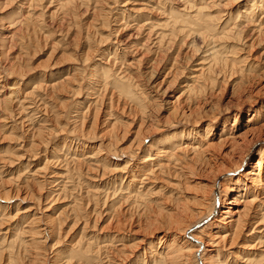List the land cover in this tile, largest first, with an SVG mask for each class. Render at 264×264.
Listing matches in <instances>:
<instances>
[{"label":"rangeland","instance_id":"374dc122","mask_svg":"<svg viewBox=\"0 0 264 264\" xmlns=\"http://www.w3.org/2000/svg\"><path fill=\"white\" fill-rule=\"evenodd\" d=\"M28 1L0 0V264H78L71 249H78L80 243H90L93 252L100 250L99 264H136L141 255L148 260L149 247L160 250L162 244L181 240L174 221H197L199 208L194 200L203 195V185L213 184L214 175L227 170L229 182L244 180L245 173L255 170L257 148L264 147L260 141L264 138V28L259 37L246 32L234 64L222 70L204 92H197L201 83L192 82L201 55L187 47L188 40L151 56L142 51L135 56L118 55L113 70L118 68L128 78L136 101L101 73L113 65L107 55L115 47L121 53L143 38L135 28L122 29L123 23L118 22V12L129 0L77 6L70 16L56 10L61 0ZM241 3L234 4L232 11L241 9ZM99 7L111 11L109 27H101ZM224 8L221 3L216 10ZM26 12L31 21L24 17ZM194 41L197 48L202 46L200 39ZM3 96L11 100L9 105ZM27 96L33 98L35 108L31 117L30 109L19 108L21 102L15 101ZM190 96L192 101L187 99ZM223 131L240 137L230 142ZM143 137L147 139L138 150ZM75 138L79 139L76 152ZM171 138L187 144L204 140L205 149L209 145L204 155L207 162L190 163L192 172L181 169L179 178L172 175L179 171L172 163L152 174L145 169L144 180L127 188L130 177L121 169L127 156L135 155L130 163L137 169L144 164L149 146L166 147ZM112 153L124 156L117 160L110 157ZM241 159L242 165L234 168ZM69 167L76 173L71 186L56 178ZM218 182L212 192L215 216L220 207ZM234 197L229 193L226 200L232 202ZM184 205L195 215L183 219L179 211ZM208 220L193 224V231ZM252 221L233 241L235 245L221 248L220 255L229 256L226 264H241L246 253L262 255L257 237L264 221L258 215Z\"/></svg>","mask_w":264,"mask_h":264},{"label":"bare ground","instance_id":"6f19581e","mask_svg":"<svg viewBox=\"0 0 264 264\" xmlns=\"http://www.w3.org/2000/svg\"><path fill=\"white\" fill-rule=\"evenodd\" d=\"M25 1H27V0H24V2ZM31 1L32 0H29L28 2L30 3ZM107 1L108 0H64V1L61 0V2H59L60 4L58 5V8L56 7L57 8L56 10L57 11L59 10V12L62 11V14L64 16H66V15L70 16V14L73 15L77 6H81V5H84V6L91 5L92 6V5H94V7H96V5H98V6L102 5V3H107ZM113 1L117 2L116 0H113ZM240 2H242L241 3L242 4L241 9L238 8L239 10H237L236 12H233L232 10L235 8L234 4L240 3ZM221 3L224 5L225 8L222 11H220L219 9L216 10V8L218 6H220ZM124 4H125L126 8H123V9H121V12H118V13H120L118 22L123 23V24H120V27L122 29H125V30H126V28L128 29V28L133 27V28H135V30L139 34H141L143 36V38L140 41V43H138V45H136V44L134 45V46H136V48L133 46V44H132V46H129L128 45L129 43H128L127 44L128 47H125L123 49L121 48L122 49L121 53H120L118 47H115L107 55L108 57L111 56L110 58H113V60H114L113 65H111L110 67L107 66L106 69L102 68L103 70L101 71V73L104 74L105 77L107 76L108 78H111V80H109V81H111L113 86L114 85L118 86L119 89L122 91L121 93H123L128 98H130L132 100H136V101L138 100V97L135 93V90L132 89L131 84H129V82L127 80L128 78H125L124 75H121V73L117 70L118 68L113 70V67L116 63L115 61L117 60L116 57H118V55L123 57L125 53L134 55L137 52L142 51L147 56L148 55L151 56L154 53V51L157 52V51H161L164 49H171V47L174 46L175 43L180 42V44L182 45V43H181L182 41H184V43H185V41L188 40L189 43L187 44L188 45L187 47L192 48L195 53L200 52V55H201V57L199 58V62L196 65V70L194 71L195 75L192 77V80H193L192 82L194 84H196L195 82L201 83L199 86V91L197 90V92H204L206 86L213 85L215 83V81L217 80V78H218V76L222 70H224L226 67H229L230 65L234 64L235 59H236L235 56L238 53L237 50L239 49L238 47H240L244 43L243 41L245 39L246 32L251 31L254 36L259 37L262 34V29L264 28V0H246V1H244V0H132L131 1V0H129V1H125ZM28 7H30V6H28ZM99 10L103 12L102 21H101L100 25H101V27L107 26L109 15H110L111 11L109 9L107 11L106 9H102L101 7H99ZM212 10H214V11L212 12ZM115 15H116V13H115ZM24 17L28 18V21H31L30 19L32 18V16H31V14H29V12H26V15ZM99 17H100V15H99ZM34 18H36V17H34ZM69 18H71V17H69ZM9 23H10V21H9ZM109 26H107V27H109ZM118 27H119V25H118ZM115 29H116L115 33L118 32L117 31L118 28H115ZM16 35H17V33H16ZM87 36H89V35H87ZM194 39H200L201 40L202 46L200 48H197V46H196L197 44L196 45L194 44V42H195ZM108 40H110V39H108ZM113 40H114V38H113ZM116 44H115V46H116ZM172 50H173V48H172ZM100 53H102V52H100ZM229 56H233V57H231L232 60H228ZM110 58H108V59H110ZM102 59H104V57ZM136 61H139V59H137ZM120 66H122V65L120 64ZM121 68H119V69H121ZM107 83H108V81H107ZM118 87H116V88H118ZM185 88L187 90L188 89L190 90V85L185 87ZM12 91L14 92V90H12ZM195 93L196 92H194V95H195ZM14 94H15V92H14ZM11 95H12V93H11ZM35 97H34V99H35ZM3 98H4V96H3ZM191 98L192 97L190 96L187 99H191ZM4 99L5 100H3V101H4V103H6V105H9L11 103V100H9L8 97L4 98ZM19 99L15 100V101H18L17 102L18 104L21 102L22 107L20 106L19 108H22L25 111L30 109V111H29L30 116L29 115L28 116L31 117V115H33L31 113L35 109L32 106L33 105L32 104L33 98L27 96V97L23 98L24 100H22V101H19ZM27 99H32V100H30L31 103L29 101H27ZM12 101H14V100H12ZM191 101H192V99H191ZM34 103H35V100H34ZM39 103H37V104H39ZM42 105H44V104H42ZM34 107H35V105H34ZM32 108H33V110H32ZM9 109H10V107H9ZM39 109H40V107H39ZM20 111H22V110H20ZM24 114H26V113L24 112ZM22 118H21V120H22ZM25 119H27V117H25ZM23 121H24V119H23ZM32 121H34V120H32ZM222 134L224 136H227V139H230L229 140L230 142H234V140H236L238 137H240L239 135H236L235 132H233V131H231V132L229 131L228 133H225L223 131ZM146 139H147V137H143V138L139 139V142L137 144L138 150L142 149L143 142ZM168 140H169L167 142L168 146L163 147V148H159V149L158 148L156 149L155 145L152 146L149 143L151 145V146H149L150 152L148 151L146 153V155L144 156V159H142L144 164L141 165L139 168L137 167V169H136V167H131L132 165L130 163V161H132V159L135 157V155H133L131 153L130 156H127L128 160L124 161V166L121 168V169H123L122 172L126 171L128 176L130 177V179H128V182L126 184L127 188L137 180H139L140 182L142 180H144V177L146 175H143L144 174L143 172L145 169H147L148 174H152L154 170L157 171L159 169L160 170L162 169L161 171H163L165 168L167 169V167L170 166V164L172 163L174 166L176 165L179 167V171L174 172L172 175L174 178H177V177L179 178L180 177L179 173H181V169L187 170L190 173L192 172L190 163H192L193 165H196L200 161H203V163L207 162V160L204 159L205 158L204 155H205L206 149H208L209 145L206 146L207 148L205 149L204 144H203V143H205L204 140H202V141L200 140L198 142H194V143H190V144L183 143V142H181V140L175 139V138H173V139L171 138V140L170 139H168ZM260 141L264 142V138H261ZM81 143H83V142H81ZM78 145H79V139L75 138V152H76L77 148L79 147ZM80 145H81L80 147H82V144H80ZM62 148H64V146ZM257 149H258L257 152L259 153V155H258L259 160L255 164V170H252L250 172L245 173L246 177L244 178V180H240L239 178H235L232 181L228 182V177H227L228 173H227L226 168H224L226 171H222V172L218 173L217 175L213 176L214 181H213L212 185H203V188L201 187L202 188L201 193L203 195L201 194L202 196L199 199L194 200V203L199 208L198 212H197L198 218H197V221L195 220L196 221L195 223H186L185 220H182V222L180 224L178 221L172 220L176 224V228H175L176 232H178L182 235V238L180 241L174 239L169 244H162L160 250H158V249L153 250L152 247H149L148 249L150 250V255H149L150 257L148 258V260L144 259V257L141 255L142 257L141 256L136 257V261H134V262H136V264H199L197 262L198 258H199L200 264H226L227 258L229 256L227 255V253H226V255L225 254L220 255L221 254L220 253L221 248H224V247L226 248L227 245H228L227 247L229 248V245H231L232 243H233V245H235L233 241L238 240L236 238H238L242 229L246 225H249L250 222L253 220V218L256 217L257 215H258V220H260V222L264 221V168H263V166H264L263 165L264 164V147L262 146V147H259ZM176 152L180 153V154H177ZM77 154H75V156ZM123 156H124L123 154L118 155L115 153L114 154L112 153L110 155V157H114L116 159L119 157H123ZM104 160H102L103 163L105 162ZM117 160H119V159H117ZM242 162H243L242 159L239 161V163L236 162V164H235L236 166L234 168H239L242 165ZM112 163L115 164L114 161ZM115 167H117V165H115ZM77 170H79V168ZM79 173L80 172H78V174ZM73 175L75 176L76 173L73 174L72 171L70 170V167H69V169H66V171L65 170L62 171V173L60 175L57 174L56 178L57 179H59V178L64 179L65 182L63 184L64 185L68 184L71 186L72 183L74 182ZM123 180L124 179H122V181ZM217 180H219L218 187L220 188V190H218V197L220 198L219 199L220 207L217 211L218 212L217 216H215L214 214L216 211V204L217 203L215 201H213L215 199H213V197H212V192H213L214 183ZM245 181H249L252 184V187H248L246 185ZM227 182L230 184L229 186L227 185L228 184ZM227 186H228V189H227ZM59 189H60V187H59ZM73 191H74V189H73ZM137 191H138V189H137ZM64 192H65V190H64ZM129 192H131V190ZM137 193L139 195L142 192L139 191ZM229 193H233L234 196H236L233 198L234 200H232V202H229V200H226L227 197L229 196ZM143 194H144V192H143ZM140 195L142 196V194H140ZM135 198L136 197L134 196V199ZM138 198H141V197L138 196ZM104 204H105V202H104ZM237 205H239L240 207H237ZM176 207H178V206H176ZM188 207H185V205H184V207L181 208V211H179L180 215L183 216V219H184V216L187 217L189 215L188 217H190L192 214H194V213L191 214V209ZM231 215H233L235 217H232ZM211 216L213 218L210 219L211 221H209L208 219ZM2 218H3V216H2ZM179 218L181 219L182 217H179ZM202 220H208V221L203 226L197 227L195 229V231H193V228H195L194 225L198 222H201ZM227 220H229V221L227 222ZM78 222H79V220H78ZM252 222H254V221H252ZM75 223H76V220H75ZM172 223H170V224H172ZM254 227H252V229ZM191 230L193 231L192 233H190ZM247 232H249V231H247ZM174 234H175V232H174ZM241 234H244V233H241ZM260 234L261 235L259 237H257L256 235L254 237L255 238L257 237L258 244L261 245L262 250L259 252H262L261 253L262 255H253V254L251 255V253L250 254L246 253L242 256V258L240 257L242 259V262H240L241 264H264V230L261 231ZM80 239H82V238H80ZM36 240H37V238H36ZM78 242H77V244H78ZM10 245H11V243H10ZM82 245L83 244L80 243L77 245L78 249L77 248L75 250H74V248L71 249V250H73V255L71 256L73 258V260L75 259V261H77L78 264H80V262L81 263L84 262L85 264H99L98 259L100 257V254H99L100 250L98 251L96 249V251L93 252L92 246L90 243H87L86 246H84V245L82 246ZM149 245H151V244H149ZM207 247L208 248L211 247L212 251H207L206 250ZM94 250H95V248H94ZM207 252L209 253V255L212 253H214V254H212L211 256H207L206 255ZM70 254H71V252H70ZM101 258H103V257L101 256ZM230 264H236V262L233 261V262H230Z\"/></svg>","mask_w":264,"mask_h":264}]
</instances>
